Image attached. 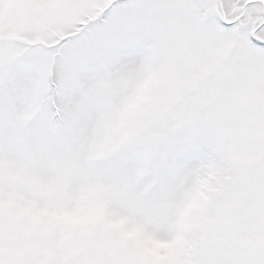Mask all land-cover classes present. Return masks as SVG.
Segmentation results:
<instances>
[{"label": "snow or ice", "instance_id": "1", "mask_svg": "<svg viewBox=\"0 0 264 264\" xmlns=\"http://www.w3.org/2000/svg\"><path fill=\"white\" fill-rule=\"evenodd\" d=\"M0 264H264V0H0Z\"/></svg>", "mask_w": 264, "mask_h": 264}]
</instances>
